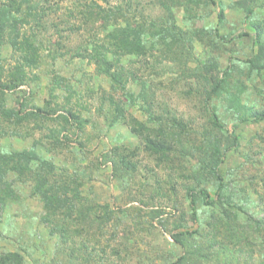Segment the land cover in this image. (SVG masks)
Returning <instances> with one entry per match:
<instances>
[{
  "label": "rangeland",
  "instance_id": "374dc122",
  "mask_svg": "<svg viewBox=\"0 0 264 264\" xmlns=\"http://www.w3.org/2000/svg\"><path fill=\"white\" fill-rule=\"evenodd\" d=\"M42 1L47 9V25L40 30L38 37L41 64L38 68L29 69L27 83L9 90L6 100L12 107H19L21 101H26L30 108L42 109L50 99L49 88L57 79L61 85L56 89L53 106L58 104L60 111L72 109L88 119L83 130L77 126L72 128L69 134L71 140L58 148L54 156L60 165L81 172L88 199L109 203L117 211H125L122 212L123 224L119 226L115 239L111 236L112 224L107 225L101 243L104 252H100V245L96 247L93 264H100L102 259L103 264H170L183 251L169 233L178 227L182 230L199 228V233L190 238L189 246L207 248L204 253H210L208 258H194L186 264H234L247 262L250 257L256 264L261 263L264 260L262 239L252 237L254 233L250 230L248 237L240 242L234 241L229 233L233 220L224 216L219 203L206 205L202 198L197 205L196 221L191 213L187 189L190 170L198 162L202 163L196 174L202 172L204 177L201 187L215 196L218 186V180L202 169L203 160L210 159L213 150L206 143L200 146L203 137L213 139L218 134L204 105L206 89H209L205 77H211V73L195 69L208 65L213 74L222 75L229 58L249 57L255 30L242 2L255 6L256 14L264 20V0H254V3L248 0H215L216 5L211 0H198V5L181 0L184 1L182 4L177 2L173 5V16L168 15L158 0H108L107 4L122 6L126 16L134 21L163 16L188 34L202 31L193 37V43H187L188 48L193 50L191 54L183 51V46L177 48L174 54L156 46L146 55L122 56L128 82L126 88L120 90H116L108 77L97 72L95 62L87 56L90 49L104 39L102 20L89 15V5L97 1L104 6L107 5L105 0ZM219 15L222 22H219ZM242 29L250 34L232 42H225L216 36L217 32L234 35ZM15 46L10 43L4 47L7 69H11L20 56ZM241 78L247 87L244 101L256 110L264 109V75L249 78L245 73L235 72L230 78L231 84L235 85L234 82ZM131 93L136 98L135 102H131ZM113 98L126 110L124 121L113 118L116 113ZM149 103L153 105L154 115H176L188 122L190 131L184 135L183 144L185 154L176 146L168 152L171 160L159 162L156 155L146 150L141 129H133L140 125L135 124L133 119L150 128L159 126L157 119L151 116L153 114L148 116L146 112ZM215 104L223 123L234 120L221 98L215 99ZM47 124L58 126L56 120ZM47 124L44 129H32L34 121H25L20 132L26 139L12 136L9 125L1 126L0 149L31 146L35 139L46 135ZM240 129L242 145L230 153L226 163L221 165V172L229 170L228 181L233 179L243 195L251 196L259 204L258 207L264 209V121L244 123ZM115 147H121L122 152L127 154L126 161L131 166L127 176L115 169L113 160H103V155L112 152ZM40 151L49 157L43 148ZM116 159L119 157L116 156ZM119 168L124 170L123 166ZM19 193L20 199L10 202L0 225V251L25 246L26 253H33V256L27 257L28 264H48L58 237L52 238L41 220L44 213L41 200L31 196L28 187L21 188ZM155 210L157 215H153ZM245 220L246 216L242 213L237 223L234 220L237 232ZM212 242H221L222 247L216 244L209 250ZM36 244L42 249L36 251Z\"/></svg>",
  "mask_w": 264,
  "mask_h": 264
},
{
  "label": "trees",
  "instance_id": "16d2710c",
  "mask_svg": "<svg viewBox=\"0 0 264 264\" xmlns=\"http://www.w3.org/2000/svg\"><path fill=\"white\" fill-rule=\"evenodd\" d=\"M248 1L254 3V0ZM105 2L107 4L108 0ZM177 2L182 4L184 1L158 0V3L171 16H173L172 7ZM187 2L188 4H200L198 0H188ZM206 2L204 1V3ZM211 3L216 5L215 0H211ZM242 3H244L242 7L246 10L255 30L252 54L246 59L229 58L222 75L213 74L212 68L208 65L205 67L199 65L200 67L195 69V71L204 69L207 73H211V77H205L209 89H206L204 105L213 128L217 129L218 134L212 135L213 139L203 137L200 146L203 147L206 143V146L213 150L210 159L203 160L202 169L206 174L209 173V176L218 180V186L215 196H212L207 188L201 187L204 177L202 172L196 174L200 167L199 164L202 163L198 162L190 170L191 177L187 196L192 216L196 221L197 205L200 198L206 205L219 203L224 210V216L233 220L230 225L232 230L229 233L235 239L234 241L240 242L248 237L247 233L250 230H253L252 237H260L261 244H264V209L258 207L259 204L254 202L251 196L243 195L238 189L239 185L233 179L231 182L228 181L229 170L221 172V165L226 163L230 153L238 150L242 145L241 124L264 121V109L256 110L244 101L243 94L247 87L243 83V79H237L234 82L235 85H232L230 81L235 72L245 73L249 78H252L253 75L257 77L264 75V20L256 14L255 6L248 5L247 1ZM89 7V15L102 20L104 39L94 45L87 56L95 62L97 72L113 82L116 90L125 89L128 82L122 56L146 55L156 46L168 54H174L175 51H178L177 48L183 46L181 49L191 54L193 50L188 48L187 43H193V37L202 32L188 34L175 22L170 23L163 16L143 17L142 20L134 21L129 19L123 7L117 4L103 6L94 1ZM46 10L42 0H0V130L1 126L7 124L11 127L12 136L26 139V136L20 132L25 121H34L32 129H44V125L50 120H56L58 123V126L47 124L49 127L46 135L35 139L29 147L0 149V225L7 206L15 199H20L21 188L28 187L30 195L38 197L44 204V213L41 217L43 224L48 228L52 238L58 237L52 252H50L48 264H93L96 247L100 245L102 247L100 252H104V245L101 243L104 240L107 225L112 224L111 236L115 239L119 226L123 224L122 215L125 211L122 209L117 211L109 203H99L88 199L85 195V180L81 177V172L60 165L54 156L58 148L62 147L66 141L71 140L69 134L72 128L77 126L83 130L88 119L74 113L72 109L64 108L63 111H60L58 104L57 107L53 106L56 89L61 85L57 79L50 86V99H48L46 107L42 109L30 108L26 101H21L19 107H12L7 104L6 100L9 90L17 89L27 83L29 69L38 68L41 64L42 55L38 37L40 30H44L47 25ZM219 19V22H222L220 15ZM215 30L218 31L217 28ZM249 34L250 32L242 29L234 35H220L217 32L216 36L225 42H232L236 38ZM10 43L16 45L15 50L20 53V56L11 69H7L3 51L4 47ZM130 96L132 97L131 102H135L134 94L131 93ZM144 96L147 98V94ZM217 98H221L225 102L226 110L231 112L234 117V120L231 121L232 124L231 122L223 123L222 116L215 104ZM112 104L116 112L113 116L114 120L124 121L126 112L124 107L114 98ZM146 110L148 116L153 114L151 116H154L155 120L157 119L156 123L159 125L150 128L136 118L133 119L135 124L140 125L133 129H141L140 134L146 150L156 155L159 162L171 160L168 152L175 149L176 146H178L177 150L184 152L186 150L183 145L184 135L190 131L188 122L176 115L171 116L163 113L154 115V108L150 103ZM1 139L0 136V142ZM41 148L49 157L42 154ZM116 156L119 159H116ZM104 159L106 161L113 160L115 169H118L122 175L129 174L127 172L131 166L126 161L127 154L122 152L121 147H115L112 152L104 154ZM120 166H123L124 170L120 169ZM254 208L255 210H253ZM120 213L121 215H119ZM154 213L156 210L153 211V215H157ZM240 213L246 216V222L237 232L233 224L234 220L236 223L240 220ZM213 227L216 230V227ZM169 233L174 243L183 248L182 253L176 256V259L170 264H186L194 258L210 256L208 251L204 253L207 248L197 245L189 246L190 238L199 233V228L182 230L178 227ZM36 236L39 235L36 234ZM216 244L222 247L221 242H212L208 249L211 250ZM37 246L39 245L34 246L36 251L42 249ZM26 249L27 247L23 246L15 250H1L0 264H28L27 257L33 256V253H26ZM102 261L104 260L102 259ZM101 262L99 261L100 264H103ZM234 264L256 263L250 257L247 262L238 261ZM259 264H264V260Z\"/></svg>",
  "mask_w": 264,
  "mask_h": 264
}]
</instances>
